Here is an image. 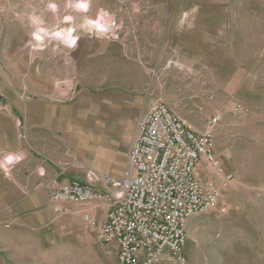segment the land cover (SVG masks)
<instances>
[{
    "label": "rangeland",
    "instance_id": "obj_1",
    "mask_svg": "<svg viewBox=\"0 0 264 264\" xmlns=\"http://www.w3.org/2000/svg\"><path fill=\"white\" fill-rule=\"evenodd\" d=\"M30 2L41 12L14 16L27 29L22 53L30 65L52 61V74H45L50 82L41 93H33L22 74H0V264H117L113 247L100 243L83 218L89 213L99 220L101 202L51 203L45 185L63 167L59 181L75 172L83 176L88 166L123 171L118 143L109 157L92 154V146L107 142L106 114H127L119 98L135 100L136 119L161 100L195 129L209 128L217 167L231 175L219 200L225 210L188 219L185 261L157 264H264V0ZM82 3L93 14L83 15ZM90 20L100 29L87 28ZM69 27L78 43L113 42L149 74H81L73 49L50 34ZM40 28L37 42L33 33ZM98 49L91 46L82 60L93 62ZM0 65L8 66L1 54ZM61 80L74 86L70 97L58 95ZM7 104L47 108L12 114ZM201 171L204 178L221 177L215 169Z\"/></svg>",
    "mask_w": 264,
    "mask_h": 264
},
{
    "label": "built area",
    "instance_id": "obj_2",
    "mask_svg": "<svg viewBox=\"0 0 264 264\" xmlns=\"http://www.w3.org/2000/svg\"><path fill=\"white\" fill-rule=\"evenodd\" d=\"M5 1L0 0V22ZM93 21L87 28L99 30ZM73 90L67 80L57 83L59 96L70 97ZM239 109L235 106L234 112ZM217 166L210 129H195L163 101L154 100L136 119L121 175L88 166L82 180L59 181L63 167L45 186L51 203L101 202V219L89 213L83 218L96 228L100 243L113 247L117 264L183 262L188 219L225 210L219 200L231 175ZM202 167L217 170L219 181L202 177Z\"/></svg>",
    "mask_w": 264,
    "mask_h": 264
},
{
    "label": "crops",
    "instance_id": "obj_3",
    "mask_svg": "<svg viewBox=\"0 0 264 264\" xmlns=\"http://www.w3.org/2000/svg\"><path fill=\"white\" fill-rule=\"evenodd\" d=\"M89 0H87L88 2ZM57 3V0H55ZM55 3V4H56ZM34 4L30 2V0H6L3 4V10L1 15V22L4 24H0V32L3 31L2 38H0V45L4 47L5 52H0V54L6 59L7 67L6 70H3L0 65V74H22L24 84H27L29 87L33 88L35 92L33 93H41L46 85L43 84L46 81L50 82L48 79L45 78V74H52L49 73L47 70V66H50L49 63L52 61H44L39 60L37 65H30L27 61L25 56L22 53V49L26 46L27 40V29L24 23L18 19V17H14L15 15H30L34 13L37 9L38 12H41L40 6L37 8L33 6ZM90 7V9H89ZM88 9V10H87ZM93 7L87 5L86 8L83 9V15L91 14ZM87 10V11H86ZM91 11V12H88ZM57 14L61 15V13H57L55 8L54 12L51 14L54 16V19L57 23ZM93 14V12H92ZM51 16V17H52ZM24 19V18H23ZM0 22V23H1ZM24 22V21H23ZM59 24V21H58ZM91 46H98L99 49L95 51V56H97L94 61H83L82 59L85 56H89V48ZM86 47V49H85ZM74 59H75V66L77 70H80L81 74H149L148 68L143 66L142 64L127 60L126 56L121 52L120 47L114 44L113 42H109L107 40H85L84 42L78 43L75 50H72ZM16 63V64H15ZM15 64V66H14ZM20 64V65H17ZM53 64V63H52ZM86 64V66H85ZM57 66V63H54V68ZM10 67V68H9ZM49 84V83H48ZM48 86V85H47ZM120 104L123 103L125 107H127V114L124 116H117L111 113L106 114L108 116L107 121V128L108 131L105 132V138L107 142H104V145H95L92 146V154L99 153L103 156L109 157L113 154L112 149H114L115 145L118 143L121 145L120 153L123 154V167L125 168L127 162V153L130 144V140L133 134V130L135 127V110L136 102L131 98H119ZM134 101V102H133ZM47 106H30V105H6V112L15 114V113H24L30 114L32 112H45ZM130 108V109H129ZM43 109V111H42ZM119 120L121 126V132L124 134V137L119 139L120 130L116 127L117 123L116 120ZM30 131V129H29ZM108 145V147H105ZM90 157V156H89ZM92 158H95L94 155ZM121 158V157H120ZM91 159V157H90ZM109 159H112L109 158ZM122 160V159H120ZM99 168V171L110 174V175H119L121 169L115 171L114 166H106L102 165ZM123 168V170H124ZM200 168L199 172H202ZM83 176L82 173L75 172L73 174H68L66 180L69 179H79L82 180ZM28 184L26 185V187ZM102 213H99L98 218L101 219L104 214V209ZM92 215H94L92 213ZM96 216V214H95Z\"/></svg>",
    "mask_w": 264,
    "mask_h": 264
},
{
    "label": "clouds",
    "instance_id": "obj_4",
    "mask_svg": "<svg viewBox=\"0 0 264 264\" xmlns=\"http://www.w3.org/2000/svg\"><path fill=\"white\" fill-rule=\"evenodd\" d=\"M54 7V5H53ZM78 7L80 8H85V5L84 4H79ZM66 19H70V18H66ZM93 23H95L93 21ZM101 26L97 24V28H100ZM45 29L43 28H40L38 29L37 32H34L33 33V37L34 39L39 42L43 39V37L39 34L41 32H44ZM74 32V29L69 27L66 31L64 32H54V33H51V35L55 36V37H58L61 39V42L64 43L68 48H71L73 50L76 49L77 45H78V41L80 40V37L79 36H76V35H72V33ZM112 38H115L114 36V33L112 35ZM34 48H39L41 47V45L39 43H36L33 45ZM14 158L12 156H9L7 157V160L8 162L10 163ZM18 159V158H16Z\"/></svg>",
    "mask_w": 264,
    "mask_h": 264
},
{
    "label": "bare ground",
    "instance_id": "obj_5",
    "mask_svg": "<svg viewBox=\"0 0 264 264\" xmlns=\"http://www.w3.org/2000/svg\"><path fill=\"white\" fill-rule=\"evenodd\" d=\"M82 4H84V5H85V3H82Z\"/></svg>",
    "mask_w": 264,
    "mask_h": 264
}]
</instances>
